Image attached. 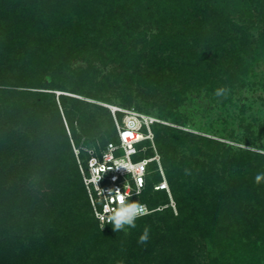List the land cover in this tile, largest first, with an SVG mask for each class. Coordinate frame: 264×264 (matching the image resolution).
<instances>
[{"label":"trees","instance_id":"obj_1","mask_svg":"<svg viewBox=\"0 0 264 264\" xmlns=\"http://www.w3.org/2000/svg\"><path fill=\"white\" fill-rule=\"evenodd\" d=\"M198 1L194 2L197 4ZM254 1L260 9L264 8V0ZM175 2L178 0H0V264H30V260H33L32 264H153L151 260L157 259V255L161 260L158 264H193V256L186 253L177 256L176 252L182 246L175 249L173 244L180 242L177 225L183 221L181 216L187 213L191 201L196 200L198 206H204L199 193L202 187L197 184L199 178H193L190 173L195 171L193 163L199 170H204V166L199 165L201 162L193 158V153L200 150L199 143L212 140L193 135L178 126L154 125V140L163 156L162 164L180 216L174 217L169 209L155 217L142 215L147 221L144 228L118 241L115 248L108 249L105 248L103 232H99L100 224L94 216L54 95L43 90L63 88L67 83L76 87L83 84V78L89 76L93 66L88 62L71 69L70 60L86 47L87 53H100L99 50L103 49L99 37L91 42L94 39L92 34L96 35L102 26L99 16L108 13L112 21L119 19L122 24L116 26L117 32L118 29H136L140 21H146L147 25L158 22L162 26L168 16L180 14L173 6ZM208 2L211 0H203V6L197 7L208 9ZM115 4L116 11L113 9ZM211 12H207L210 23H206L203 16L196 25L217 26L220 14ZM240 31V38L233 40L243 44L247 42L244 40L247 36L244 30ZM212 35L208 34L210 48L225 51L219 47L221 35ZM177 36L186 42L183 34ZM123 37V34H117L119 43ZM134 39L132 49L136 50L141 39L139 36ZM154 39L144 41L151 44ZM123 46L117 47L118 53H129ZM150 53H156L155 49ZM228 56H231L230 52L222 58ZM198 59L201 64L198 70L203 72L202 78L208 80L210 73L203 66H212V61L202 56ZM229 59L232 61L233 55ZM234 63L230 69H234ZM231 74L227 75V81L218 84L220 90L233 88L236 75ZM59 97L64 104L66 98L72 102L70 108L64 105L63 113L77 144L83 134L76 133L74 120L83 127L84 134L95 129L102 131L98 127L104 122L109 123V130L113 128L114 136L108 132L112 136L110 139L94 141L91 147L98 150L108 142H117L116 127L107 108L78 97L64 94ZM52 103L51 110L45 108L46 104ZM87 106L95 109L85 110ZM101 115L107 120H100ZM173 120L178 125L185 123L181 117H173ZM185 150L190 153L186 154ZM83 152L87 158L88 153ZM241 155H246L245 160H248L240 163L245 165L243 169L235 162V169L229 170L224 164L219 170L210 169L205 174L212 181V176L219 178L227 173V177L224 187L211 189L214 193L211 202L201 211L214 215L219 225L225 219L231 220L223 226L224 230L235 224L242 229L244 224V228H249L245 230L251 234L264 235V181L257 184L252 178L264 173V155L242 150ZM151 166L154 167L155 163ZM46 169L59 180L63 179L51 190L46 188L42 178ZM246 175L251 176L246 179ZM160 178L159 173H153L140 198L152 209L168 203L166 190L153 189V182ZM161 194L167 199L160 201ZM197 205L192 206V210L198 211ZM68 216L72 225L65 226L64 219ZM260 225L263 228L259 229ZM145 228L149 229L150 237L152 233L157 236L140 244L138 239ZM260 247L264 250V239Z\"/></svg>","mask_w":264,"mask_h":264},{"label":"rangeland","instance_id":"obj_2","mask_svg":"<svg viewBox=\"0 0 264 264\" xmlns=\"http://www.w3.org/2000/svg\"><path fill=\"white\" fill-rule=\"evenodd\" d=\"M194 1L196 0L175 2L173 6L180 14L168 16L162 26L158 22L147 25L146 21H140L136 29H118L117 32L116 26L122 24L119 19L116 22L112 21L108 18V13L99 16V20L102 19V26L96 31V35L92 34L94 39L91 42L99 37L98 41L103 49L99 50L100 53H87L86 47L77 57L70 60L71 69L84 66L88 62L93 66L92 71L88 73L89 76L83 78V84L76 87L67 83L63 88L49 87L43 90L54 95L78 166L84 159L83 149L86 146L91 147L95 142L103 141L102 139H110L114 132L113 128L108 129L109 123L104 122L98 127L102 131L97 132L95 129L84 134L83 127L74 120L76 133L83 134L80 143L77 144L72 136V128L63 113L64 105L70 108L72 102L66 98L64 104L63 99L59 97L60 94L78 97L90 104L107 108L110 112L108 107L110 105L134 108L165 121L157 123L156 127L178 126L193 135H202L212 140L199 143L200 150L193 153V158L198 163H205L199 164L201 167L204 166L203 171L193 163L195 171L190 173L193 178H199L197 184L202 187V190L199 188V193L204 206H198V202L192 200L187 213L184 212L181 216L183 221L177 225L180 242L176 241L173 245L175 249L179 245L182 247L178 248L176 254L192 255L193 264H264V250L260 247L264 239L263 233L251 234L245 230L248 227L244 228V224L241 225L242 229L235 224L224 230L223 226L231 220L225 219L219 225L216 224L214 215L201 211L205 210V204L211 202L214 188L224 187L226 182L227 173L223 175L220 172L223 176L219 178L212 176L214 181L207 177L205 174L210 169L219 170L224 164L229 170L235 169V162L240 164L246 159V155H241V150L264 153V8L260 9L254 0H211L208 2V9L205 7L199 9L197 5L203 6V0H199L197 4ZM113 9L117 10L116 4ZM206 11L215 15L220 14L214 28L209 24L196 25L198 19H203V16L206 23H210ZM240 30H244L247 36L244 38L247 42L243 44L241 41L233 40L235 37L240 38ZM117 34L124 35L121 43L117 40ZM178 34L184 35L185 43L177 36ZM208 34H213V37L221 35V38L217 39L220 42V49L225 51L210 48ZM136 36H139L141 41L134 50L132 45ZM144 39H154V42L150 44ZM122 44L123 49L129 50V53H118L117 47H121ZM151 49H155L156 53H150ZM229 52L231 56L233 55L232 61L229 59L231 56L222 58ZM199 56L212 61V66H203L210 73L211 77L208 80L202 78V71L199 72L201 65L198 64ZM233 62L234 69H230ZM184 63H188L187 67ZM231 73L236 75L232 83L233 88L228 91L220 90L218 84L227 81V75L231 76ZM46 80L48 81V78ZM53 106V103L46 104L45 108L51 110ZM94 109L93 106L85 108L89 111ZM159 109L164 111L163 115ZM119 113L121 114L116 113L118 119ZM111 117L115 125L112 112ZM173 117H181L185 123L178 125L173 122ZM99 118L104 120L107 117L101 115ZM108 132L111 133L110 136ZM184 152L189 154L190 150ZM160 155L162 161L163 156L161 153ZM242 164L241 169L245 167ZM250 176L246 175L244 178ZM255 177L256 175L252 176ZM42 178L46 188L50 190L63 180H59L47 169ZM70 187L67 189L70 190ZM158 199L166 200L167 197L161 194ZM77 203L78 201L76 205ZM196 205L199 207L198 211L192 210V206ZM166 209H169L174 217L180 216L173 192L171 196L168 195V203L160 204L148 214L155 217L159 212H167ZM145 217L136 220L135 228L126 227L118 232H114L112 226H104L103 229L99 226V232H103L105 248H115L118 241L136 230L143 229L147 222ZM64 221L65 226L72 225L69 216ZM263 226L260 225L259 229ZM155 236L157 235L152 233L149 239L152 241ZM157 256V259L151 260L153 264L161 263L159 255ZM32 263L33 260H30V264Z\"/></svg>","mask_w":264,"mask_h":264},{"label":"built area","instance_id":"obj_3","mask_svg":"<svg viewBox=\"0 0 264 264\" xmlns=\"http://www.w3.org/2000/svg\"><path fill=\"white\" fill-rule=\"evenodd\" d=\"M115 120L118 135L117 142H108L104 147H85L87 158L79 162L82 180L94 213L98 218L103 213L115 209L121 197L127 203H137L142 207L138 210L147 214L153 209L144 201H140L149 179L153 173L160 175V180L153 182V189L166 190L171 196L161 155L154 140V125L165 123L162 119L134 108L108 106ZM121 112V118L116 113ZM152 151V153H148ZM128 160L136 165L135 173H129L123 168H117V162ZM155 163V166L151 165ZM101 168H108L105 172ZM113 191L111 199L108 190ZM103 191V192H102ZM106 225V224H105Z\"/></svg>","mask_w":264,"mask_h":264},{"label":"clouds","instance_id":"obj_4","mask_svg":"<svg viewBox=\"0 0 264 264\" xmlns=\"http://www.w3.org/2000/svg\"><path fill=\"white\" fill-rule=\"evenodd\" d=\"M218 95L220 92L217 93ZM264 154V153H261ZM117 168H123L129 173H135L136 165L131 163L128 160H121L117 162ZM108 168H101L100 171H106ZM264 181V173H258L255 177V182L257 184ZM115 191L119 193V189L108 190L110 193L109 199H111V193ZM103 192V191H102ZM142 206L137 203H127L122 199L118 206L115 209L110 210L108 213L101 214L98 218L101 221V227L104 228L105 224H110L114 232L122 231L127 228H135L136 220L139 219L142 215H146V212H141L138 209ZM149 229L145 228L143 233L138 239V243L146 244L149 240Z\"/></svg>","mask_w":264,"mask_h":264},{"label":"snow or ice","instance_id":"obj_5","mask_svg":"<svg viewBox=\"0 0 264 264\" xmlns=\"http://www.w3.org/2000/svg\"><path fill=\"white\" fill-rule=\"evenodd\" d=\"M123 197H121V199H122Z\"/></svg>","mask_w":264,"mask_h":264}]
</instances>
